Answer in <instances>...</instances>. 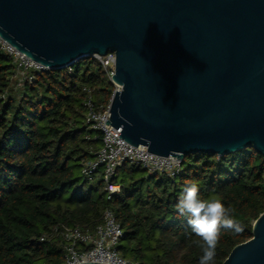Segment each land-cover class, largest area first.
<instances>
[{
    "label": "water",
    "instance_id": "95a60500",
    "mask_svg": "<svg viewBox=\"0 0 264 264\" xmlns=\"http://www.w3.org/2000/svg\"><path fill=\"white\" fill-rule=\"evenodd\" d=\"M0 37L49 68L113 52L106 123L140 149L264 154V0H0ZM222 264H264V212Z\"/></svg>",
    "mask_w": 264,
    "mask_h": 264
},
{
    "label": "trees",
    "instance_id": "16d2710c",
    "mask_svg": "<svg viewBox=\"0 0 264 264\" xmlns=\"http://www.w3.org/2000/svg\"><path fill=\"white\" fill-rule=\"evenodd\" d=\"M13 70L0 49V264H63V240L54 228L76 225L91 233L106 208L122 228L116 247L122 258L198 264L202 241L175 207L188 182L197 184L201 199L230 207L243 226L239 234L221 231L215 264L252 237V224L264 212V154L252 147L220 156L189 153L174 177L125 162L114 178L119 191L107 200L101 169L91 179L80 171L100 146L84 122L83 87L94 89L98 108L113 91L99 61L88 55L70 72L50 68L17 88Z\"/></svg>",
    "mask_w": 264,
    "mask_h": 264
},
{
    "label": "built area",
    "instance_id": "2783aa9c",
    "mask_svg": "<svg viewBox=\"0 0 264 264\" xmlns=\"http://www.w3.org/2000/svg\"><path fill=\"white\" fill-rule=\"evenodd\" d=\"M0 49L11 58L14 70L10 78L14 88L21 87L25 82L31 83L36 73L50 69L17 50L15 46L1 37ZM91 56L97 59L103 67L109 81L113 84V91L120 89V86L112 80L115 54L108 51L104 55L91 54ZM64 68L68 72L71 71V65H65ZM83 91L84 122L88 129L96 132L94 138L99 140L100 146L92 159L81 163L80 171L85 178L91 179L98 169H101L103 191L107 200L112 199L119 191L120 186L114 182V178L117 168L122 163L140 165L150 174H165L170 177H174L181 171L183 159L171 155H156L121 139L119 130L106 123V119L110 116L109 101L103 108H98L93 100L94 89L83 87ZM3 96L4 94L1 97ZM54 231L59 232L63 240V264L90 262L138 264L136 261L122 258L116 250L122 237V228L111 208L103 211L101 223L97 224L91 233L83 231L76 225H62L55 227ZM40 240L43 238L40 237Z\"/></svg>",
    "mask_w": 264,
    "mask_h": 264
},
{
    "label": "clouds",
    "instance_id": "9594fccd",
    "mask_svg": "<svg viewBox=\"0 0 264 264\" xmlns=\"http://www.w3.org/2000/svg\"><path fill=\"white\" fill-rule=\"evenodd\" d=\"M175 207L180 215L189 217L191 233L202 241L200 246L203 255L198 264H215L222 230L233 234L243 232L242 224L232 217L231 208L219 199H201L199 188L194 182L185 184Z\"/></svg>",
    "mask_w": 264,
    "mask_h": 264
}]
</instances>
